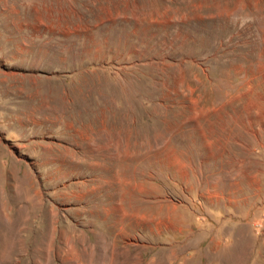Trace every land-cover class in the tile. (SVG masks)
Here are the masks:
<instances>
[{
    "label": "rangeland",
    "instance_id": "1",
    "mask_svg": "<svg viewBox=\"0 0 264 264\" xmlns=\"http://www.w3.org/2000/svg\"><path fill=\"white\" fill-rule=\"evenodd\" d=\"M0 264H264V0H0Z\"/></svg>",
    "mask_w": 264,
    "mask_h": 264
}]
</instances>
